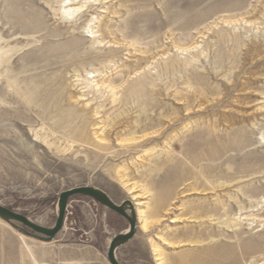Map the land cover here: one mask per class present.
Masks as SVG:
<instances>
[{
	"label": "rangeland",
	"instance_id": "1",
	"mask_svg": "<svg viewBox=\"0 0 264 264\" xmlns=\"http://www.w3.org/2000/svg\"><path fill=\"white\" fill-rule=\"evenodd\" d=\"M62 2L0 0V206L52 228L93 187L146 203L118 264H264V0ZM18 228L0 264H109L128 223L73 197L53 241Z\"/></svg>",
	"mask_w": 264,
	"mask_h": 264
},
{
	"label": "water",
	"instance_id": "2",
	"mask_svg": "<svg viewBox=\"0 0 264 264\" xmlns=\"http://www.w3.org/2000/svg\"><path fill=\"white\" fill-rule=\"evenodd\" d=\"M73 197H86L100 206L114 212L124 218L128 223V230L124 234L114 237L109 243L106 259L109 264H118L115 253L116 250L127 244L136 233V213L129 201H124L120 205L113 203L108 196L99 189L93 187H79L62 192L57 202V217L52 228L40 227L25 216L12 212L0 206V219L14 226V223L22 225L18 228L26 236L42 242H51L62 231L65 221V212L69 200Z\"/></svg>",
	"mask_w": 264,
	"mask_h": 264
},
{
	"label": "bare ground",
	"instance_id": "3",
	"mask_svg": "<svg viewBox=\"0 0 264 264\" xmlns=\"http://www.w3.org/2000/svg\"><path fill=\"white\" fill-rule=\"evenodd\" d=\"M82 1V0H81ZM74 2H75V0H63V2H62V7H61V14L63 15V16H67L68 15V13H72V9H70V10H68V9H66V7H69V6H71V5H73L74 4ZM81 8V7H80ZM83 9V8H82ZM80 9L78 8L76 11H79ZM75 11V10H74ZM82 11V10H81ZM72 15V14H71ZM134 188L135 187H132L131 188V190L132 191H134ZM135 198H137V199H140V198H143L142 197V195H138V196H135V197H133V198H131V201H134V199ZM143 200V199H142ZM130 202V201H129ZM131 203V202H130ZM132 204V203H131ZM143 205H146V203L145 202H143V201H141V202H139V203H135V207L136 206H143ZM133 206V205H132ZM133 206V207H134ZM136 214H137V217H138V219L140 220V222L142 223V225H141V229H142V231H144V232H146L147 230H148V224H149V221H148V219H149V217H148V215H146V212L145 211H143V210H141L140 208H138L137 210H136V212H135ZM189 220V219H188ZM176 221H179V220H172L171 221V223H174V222H176ZM184 221H186V220H184ZM180 222V221H179ZM189 223H195V222H193L192 220H190L189 221ZM200 244V243H199ZM198 244L197 243H195V242H192V241H179V242H177V243H174L173 244V246H174V248L175 249H183V248H193V247H196ZM202 246V245H201ZM201 246H199V247H201ZM152 249H153V253H154V255L153 256H155V260H156V262L158 263V264H164L166 261H165V257H164V253H162L160 250V248H159V246H157V245H154L153 247H152ZM171 264V263H170Z\"/></svg>",
	"mask_w": 264,
	"mask_h": 264
}]
</instances>
